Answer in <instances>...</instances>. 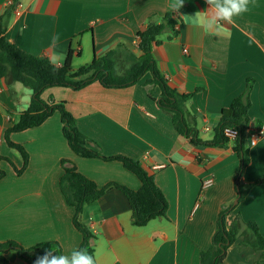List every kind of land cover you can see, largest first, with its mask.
<instances>
[{
    "label": "crops",
    "instance_id": "0c3cea01",
    "mask_svg": "<svg viewBox=\"0 0 264 264\" xmlns=\"http://www.w3.org/2000/svg\"><path fill=\"white\" fill-rule=\"evenodd\" d=\"M208 7L205 0H184L179 11L169 7V0H0V15L7 16L6 37L11 43L56 65H63L71 51L77 70L112 49L118 51V62L127 61L131 52L140 55L138 32L150 20L173 13L179 35L163 34L153 57L169 83L189 95L185 109L195 120L199 139L210 141L222 110L246 91L250 78L254 79L250 118L257 122L252 132L264 128V0H251L249 10L219 37L185 23L184 15ZM151 77L148 73L139 83L120 89L94 82L78 91L53 87L42 95L46 101L53 97L65 102L80 131L104 155H125L152 171L169 203L167 218L143 227L132 224V207L117 188L87 205L81 220L95 236L97 264H201L221 212L238 197L241 164L233 149L235 140L204 146L179 134L170 114L158 105L160 88L149 86L151 98L143 85ZM18 84L0 80V156L20 169L21 156L4 139L6 128L19 121L31 102L32 91ZM11 137L26 148L30 161L21 176L7 161L0 163L6 171L0 180V241L12 239L32 247L57 240L65 255L80 247L74 209L60 189L62 159L72 161L100 187L110 182L133 190L141 187L119 161L76 155L64 137L58 112L41 126ZM248 147L251 163L241 178L247 185L264 178V135L255 146L248 141ZM239 214L256 222L264 236V184L255 185L227 216V224ZM241 240L228 249L225 264H254L259 259L260 252L243 246ZM7 258L10 264H29L15 251Z\"/></svg>",
    "mask_w": 264,
    "mask_h": 264
},
{
    "label": "trees",
    "instance_id": "16d2710c",
    "mask_svg": "<svg viewBox=\"0 0 264 264\" xmlns=\"http://www.w3.org/2000/svg\"><path fill=\"white\" fill-rule=\"evenodd\" d=\"M18 1V0H16ZM7 16L0 15V80L8 83H21L32 91V98L28 108L21 114L19 121L10 124L4 132V139L8 146L17 151L23 160V167L18 168L12 160L0 156L1 161H7L21 176L28 168L30 155L26 148L12 140V134L28 129L36 128L44 124L56 112L61 116L63 134L71 150L82 158H97L106 162L119 161L132 172L141 182L138 190L116 182H110L100 187L93 179L81 173L76 165L62 159L63 173L60 177V189L67 204L74 209L73 224L82 235L79 248H86L92 255L95 253L93 240L95 236L82 222L84 208L99 200L108 189L117 188L124 193L132 207V224L136 227L146 226L150 221L167 218L169 203L163 191L156 183L152 171L143 167L141 162L125 155H104L100 147L77 126L76 118L67 109L65 102H57L53 97L44 100L43 93L53 87L81 90L94 82H99L105 88L120 89L139 83L146 74H151V79L143 85L148 95L154 98L152 88L158 86L161 95L157 99L159 107L170 114L175 129L182 136L189 138L193 144L204 146H224L229 142L224 130L227 127L236 128L239 131L235 139L234 151L240 159V172L237 176L236 190L239 204L257 184H264V178L254 184H242L241 178L245 169L251 163V154L248 147V134L252 132V126L256 125L250 118L252 107V90L254 79L247 82L246 91L232 102L230 107L221 112V119L215 129L214 138L203 141L198 137L195 120L192 121L185 109L189 95L180 93L160 72L153 57V49L161 43L160 37L170 33V38L179 35V21L171 12L159 19H152L145 29L138 32L136 38L139 41L140 55L127 54L130 66L123 74L118 73V51L109 50L103 57L94 56L93 60L75 70L72 66V52L70 51L63 65L54 64L47 57H39L23 51L6 37ZM261 128V127H260ZM6 176V171L0 166V180ZM230 206L222 211L216 223V230L212 240V246L208 251L201 253V264H225L228 249L242 239V245L260 252V257L254 264H264V236L259 226L254 221H245L237 215L227 224V216L238 206ZM54 249L53 254H63V246L57 240L41 242L32 247H25L16 240L0 241V264H10L7 254L15 251L17 255L29 264H35L37 257L42 256L45 250Z\"/></svg>",
    "mask_w": 264,
    "mask_h": 264
},
{
    "label": "clouds",
    "instance_id": "9594fccd",
    "mask_svg": "<svg viewBox=\"0 0 264 264\" xmlns=\"http://www.w3.org/2000/svg\"><path fill=\"white\" fill-rule=\"evenodd\" d=\"M250 2L251 0H205L209 6L207 10L184 15L185 23L219 37L227 34V26L233 24L235 18L249 10ZM183 5L184 0H169V7L173 11H179ZM54 252V249L45 250L42 256L37 257L35 264H97L95 257L86 248L73 249L67 255L53 254Z\"/></svg>",
    "mask_w": 264,
    "mask_h": 264
},
{
    "label": "built area",
    "instance_id": "2783aa9c",
    "mask_svg": "<svg viewBox=\"0 0 264 264\" xmlns=\"http://www.w3.org/2000/svg\"><path fill=\"white\" fill-rule=\"evenodd\" d=\"M18 9V4H17V8ZM207 130H209V128H207ZM224 134L226 137H228L230 140H235L238 135H239V131L236 128L233 127H227L224 130ZM264 135V128L261 127L259 128L256 132H252L250 134V139H249V144L251 146H255L256 143L258 142V140ZM164 166H157V168H163Z\"/></svg>",
    "mask_w": 264,
    "mask_h": 264
},
{
    "label": "rangeland",
    "instance_id": "374dc122",
    "mask_svg": "<svg viewBox=\"0 0 264 264\" xmlns=\"http://www.w3.org/2000/svg\"><path fill=\"white\" fill-rule=\"evenodd\" d=\"M130 66L128 61H120L117 63V69L119 74H123L124 71ZM82 67V66H79ZM21 88H24L23 85L18 84ZM235 202V201H234Z\"/></svg>",
    "mask_w": 264,
    "mask_h": 264
},
{
    "label": "water",
    "instance_id": "95a60500",
    "mask_svg": "<svg viewBox=\"0 0 264 264\" xmlns=\"http://www.w3.org/2000/svg\"><path fill=\"white\" fill-rule=\"evenodd\" d=\"M241 183H244L243 181H241ZM239 204V197L236 198L235 202H234V206L238 205Z\"/></svg>",
    "mask_w": 264,
    "mask_h": 264
}]
</instances>
